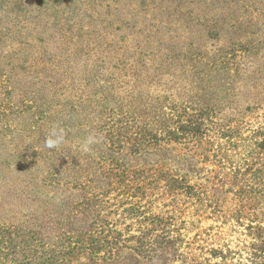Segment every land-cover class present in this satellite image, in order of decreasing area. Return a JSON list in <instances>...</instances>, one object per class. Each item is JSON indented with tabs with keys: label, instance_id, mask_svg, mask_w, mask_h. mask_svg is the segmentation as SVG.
<instances>
[{
	"label": "trees",
	"instance_id": "16d2710c",
	"mask_svg": "<svg viewBox=\"0 0 264 264\" xmlns=\"http://www.w3.org/2000/svg\"><path fill=\"white\" fill-rule=\"evenodd\" d=\"M120 1L0 0V264H167L169 221L150 213L152 183L121 152L201 137L215 93L264 78V0H127L126 14ZM68 48L81 75L56 61ZM156 60L188 74L185 102L142 100ZM54 125L66 141L48 149ZM89 135L99 145L85 153Z\"/></svg>",
	"mask_w": 264,
	"mask_h": 264
},
{
	"label": "rangeland",
	"instance_id": "374dc122",
	"mask_svg": "<svg viewBox=\"0 0 264 264\" xmlns=\"http://www.w3.org/2000/svg\"><path fill=\"white\" fill-rule=\"evenodd\" d=\"M126 4L129 1L118 4L125 14L130 11ZM175 17L170 10V21ZM112 30L108 33L115 35ZM129 32L125 30L116 41L127 38ZM184 34L180 25H170V36L178 43L183 42ZM68 49V53H58L56 61L74 60L72 70L81 75L85 63ZM254 61L264 76V61ZM158 63L152 62L155 65L144 78L148 82L142 81V100L163 102L170 97V103L184 101L179 93L187 85L188 74L171 67L169 74ZM157 69L156 76H162L151 83ZM250 72L235 82L228 95L215 93V119L201 137L160 141L144 146L138 155H128L127 148L121 152L129 169L141 172L152 183L150 213L169 221L167 264H264V242L255 235L256 227L264 228V149L259 147L264 140V78ZM169 180L178 181L177 186L169 187ZM112 212L106 205L103 213H110L111 221L117 220ZM157 227L154 236L162 231ZM214 251L222 252L223 259L214 258Z\"/></svg>",
	"mask_w": 264,
	"mask_h": 264
},
{
	"label": "clouds",
	"instance_id": "9594fccd",
	"mask_svg": "<svg viewBox=\"0 0 264 264\" xmlns=\"http://www.w3.org/2000/svg\"><path fill=\"white\" fill-rule=\"evenodd\" d=\"M66 141V134L62 128L53 126L49 135L45 138L44 146L48 149H57ZM96 137L89 135L81 144V150L85 153L89 152L90 146L97 143Z\"/></svg>",
	"mask_w": 264,
	"mask_h": 264
}]
</instances>
